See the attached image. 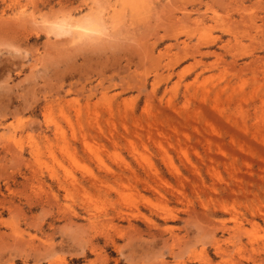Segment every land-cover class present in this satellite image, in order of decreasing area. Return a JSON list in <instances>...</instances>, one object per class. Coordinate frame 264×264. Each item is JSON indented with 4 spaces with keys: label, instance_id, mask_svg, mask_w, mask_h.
<instances>
[{
    "label": "rangeland",
    "instance_id": "1",
    "mask_svg": "<svg viewBox=\"0 0 264 264\" xmlns=\"http://www.w3.org/2000/svg\"><path fill=\"white\" fill-rule=\"evenodd\" d=\"M0 264H264V0H0Z\"/></svg>",
    "mask_w": 264,
    "mask_h": 264
},
{
    "label": "bare ground",
    "instance_id": "2",
    "mask_svg": "<svg viewBox=\"0 0 264 264\" xmlns=\"http://www.w3.org/2000/svg\"><path fill=\"white\" fill-rule=\"evenodd\" d=\"M63 22V21H62ZM87 23V22H86ZM96 25V24H95ZM77 25H74V27H76ZM93 26H94V22H90V23H87V24H79L77 27H80L81 29H83L85 32L87 31V32H89V31H93L94 30V28H93ZM56 27V26H55ZM56 29V28H55ZM54 29V30H55ZM59 29H61L62 31H64L65 32V30L66 29H64L63 27H60ZM59 29H58V31H59ZM66 32H68V30L66 31ZM55 34H56V32H55Z\"/></svg>",
    "mask_w": 264,
    "mask_h": 264
}]
</instances>
